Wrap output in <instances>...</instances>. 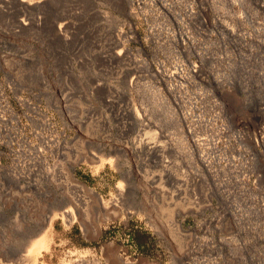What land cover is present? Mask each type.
Listing matches in <instances>:
<instances>
[{
	"label": "rangeland",
	"instance_id": "obj_1",
	"mask_svg": "<svg viewBox=\"0 0 264 264\" xmlns=\"http://www.w3.org/2000/svg\"><path fill=\"white\" fill-rule=\"evenodd\" d=\"M31 2L0 0V264H264V0Z\"/></svg>",
	"mask_w": 264,
	"mask_h": 264
},
{
	"label": "bare ground",
	"instance_id": "obj_2",
	"mask_svg": "<svg viewBox=\"0 0 264 264\" xmlns=\"http://www.w3.org/2000/svg\"><path fill=\"white\" fill-rule=\"evenodd\" d=\"M4 1H6V0H4ZM16 3H17V5L19 6V7H21L22 9H24L25 11H27V10H33L34 9V7H31L32 6V2H31V0H14ZM42 4H36V8H40V6H41ZM23 11V10H22ZM30 22H32L31 21V19L30 18H26L25 20H19L18 21V23L22 26V27H26V26H28L29 25V23ZM58 29H59V32H63V29H62V27H58ZM72 188H74V189H76L79 193H81L80 194V196H76L75 195V197H77V199L82 203L83 201L86 203V201L84 200L85 199V194L86 193H88L89 192V194H91L92 196H94V198H96L97 196H96V194L94 193V192H92V191H90V190H88L85 186H82V185H79V184H76V186H74V187H72ZM75 199L76 198H74V200L73 201H75ZM97 199V201H98V204H99V206H98V208L99 207H101V208H105V204L103 203V201H102V199H100V198H96ZM78 200H76V202H79ZM119 201V200H118ZM76 202H74L75 204H76ZM73 203V204H74ZM74 204V205H75ZM83 204V203H82ZM78 205V204H77ZM86 205H87V203H86ZM81 206H83V205H81ZM62 210H64V209H62ZM60 212V211H59ZM104 212V211H103ZM54 213V212H53ZM52 213V214H53ZM59 216H61L62 218H64V220L66 221V222H72L73 220H74V217L75 216H73V214H72V212L70 211V210H67V211H62L61 213H59L58 214ZM54 216H56L55 214H54ZM60 217V218H61ZM111 218H112V215H111ZM76 219V218H75ZM46 220V219H45ZM104 220V219H103ZM46 222V221H45ZM45 227L42 225V227H40L38 230H37V232L34 234V240H35V242H36V244H35V246H37V247H42L43 246V241H42V236H43V233H44V230H46V229H44ZM41 236V237H40ZM38 237H40V238H38ZM38 238V239H37ZM88 263V262H87ZM91 264V263H90Z\"/></svg>",
	"mask_w": 264,
	"mask_h": 264
}]
</instances>
